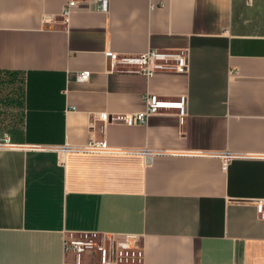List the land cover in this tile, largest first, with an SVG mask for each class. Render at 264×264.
I'll return each instance as SVG.
<instances>
[{"label":"crops","instance_id":"0c3cea01","mask_svg":"<svg viewBox=\"0 0 264 264\" xmlns=\"http://www.w3.org/2000/svg\"><path fill=\"white\" fill-rule=\"evenodd\" d=\"M67 1L0 0V264H75L76 234L137 240L135 264H264V0L81 1L66 22ZM151 48L187 68L112 69ZM147 92L186 95L184 115L98 118Z\"/></svg>","mask_w":264,"mask_h":264},{"label":"built area","instance_id":"2783aa9c","mask_svg":"<svg viewBox=\"0 0 264 264\" xmlns=\"http://www.w3.org/2000/svg\"><path fill=\"white\" fill-rule=\"evenodd\" d=\"M86 2L95 7L96 10L102 12L109 11L110 0H68L61 11V16L64 21L68 22L73 11L80 5V3ZM248 3L253 2V0H247ZM189 56L185 50H172V49H159L151 48L142 54L137 55H111V64L112 69L116 71H128V72H142L150 75L157 69H176V70H185L188 66ZM91 76L89 70L80 71L77 73L76 77L78 80L85 81L88 80ZM187 96L178 95L175 97H163L158 94L147 92L144 95L145 108L144 110L128 113V114H110L107 112H102L98 114V118L108 122L111 121H121L126 124H146L149 117L153 114L163 112L165 110L176 109L180 116L185 113ZM10 146L11 143L10 137L6 136L3 140H0V146ZM63 150H75V151H87V152H106L109 150H114L110 147L108 142L103 140H92L84 146H70L66 144ZM117 151H124L128 153L143 154L148 157H151L153 154L157 153L149 150L148 148L143 149H121L118 148ZM225 158L224 166L228 159H231L233 154L227 152L222 155ZM264 203L259 205V208L264 212ZM137 240L129 239L127 237H118L111 236L109 238V247L104 249L103 257L101 259V264H121L123 261V253H127V250L132 247H137ZM72 249L76 253L75 264H81V259L83 253L86 251L85 247L79 242L75 241H66L65 250ZM139 251V250H138ZM130 259V258H129ZM130 261V260H128ZM124 262L125 264H135L140 261V252L139 259L136 262Z\"/></svg>","mask_w":264,"mask_h":264},{"label":"rangeland","instance_id":"374dc122","mask_svg":"<svg viewBox=\"0 0 264 264\" xmlns=\"http://www.w3.org/2000/svg\"><path fill=\"white\" fill-rule=\"evenodd\" d=\"M70 241L79 242L86 249L84 253L89 252L93 257L99 256L100 259L103 257L104 249H108L109 247V239L105 236L76 234L70 239ZM125 251L123 253L124 258L123 261H121V264H125L124 262H135V259L137 262L139 259V251L137 247H132L127 250V253H125Z\"/></svg>","mask_w":264,"mask_h":264}]
</instances>
